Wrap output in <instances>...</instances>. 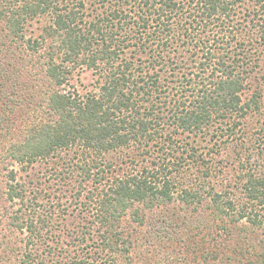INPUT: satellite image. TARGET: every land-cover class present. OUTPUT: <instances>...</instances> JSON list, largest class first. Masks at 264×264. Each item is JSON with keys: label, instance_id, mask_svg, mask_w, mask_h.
Listing matches in <instances>:
<instances>
[{"label": "trees", "instance_id": "trees-1", "mask_svg": "<svg viewBox=\"0 0 264 264\" xmlns=\"http://www.w3.org/2000/svg\"><path fill=\"white\" fill-rule=\"evenodd\" d=\"M41 14L48 17L42 42L25 40L24 22ZM0 23V43L21 39L32 53L0 63V142L26 125L7 158H42L53 176L67 151L79 157L73 197L87 189L83 180L95 184L83 210L91 207L93 219L60 236L71 243L65 264L129 252L125 221L149 229V240L205 226L207 207L215 221L226 215L262 225L264 174L245 152L264 146V0H0ZM28 66L42 79L18 82ZM77 72L92 81L80 84ZM240 136L248 140L238 154L245 168L229 175L217 159ZM188 171L195 177L185 178ZM232 185L239 196L229 194ZM38 195L10 182L0 191V213L9 214L5 201L16 209L11 222L28 231L27 248L43 241L62 207L45 194L36 215ZM17 201L23 205L15 208ZM30 201L34 213L26 214ZM175 201L185 214L169 213ZM85 243L96 255L71 252ZM30 250L23 264H34Z\"/></svg>", "mask_w": 264, "mask_h": 264}, {"label": "rangeland", "instance_id": "rangeland-1", "mask_svg": "<svg viewBox=\"0 0 264 264\" xmlns=\"http://www.w3.org/2000/svg\"><path fill=\"white\" fill-rule=\"evenodd\" d=\"M47 19V16L43 17L41 14L33 19L26 20L23 24L25 40L30 39L34 41L37 38L42 42V27L47 23ZM1 26L2 23H0V29ZM39 52L42 54V47L39 48ZM28 54L32 53L29 52V48H27L25 42L21 39L15 40V42L5 40L0 43V63L4 62L5 59L9 60V56L17 57V59L21 60V57H25ZM26 68L32 71L30 73H22L23 75L19 76L18 82L27 80L25 79L26 75H29L33 80H36V78L42 79V74L39 73L37 67H31L30 69L28 66ZM261 69H264V62L261 64L260 70ZM27 70L23 69V71ZM76 75L75 76L80 79V84H82L81 80L84 83H90L92 81L90 72H77ZM39 81L42 84V80ZM73 82L77 85L79 84L74 78ZM34 99L36 101L42 100V95L39 94L34 97ZM21 103L27 104L25 102ZM255 119L258 120V118ZM251 120L253 126L256 125V121L254 119ZM23 124L24 123H22L21 127H17L15 131H12L6 138H4L2 134L3 137L0 142V191L3 190V188H7L9 182L22 184L26 190H31L33 192L37 191L39 194L38 196H40L38 202L41 207H37L38 211H36V215L42 214V199H44L42 196L45 194L47 197H52L49 198L50 202L52 200L53 202L58 201L62 204L61 208L57 207V213L52 218L50 225L46 226L47 229L43 233V241L36 238L35 242L30 247V251H32V256L35 258L34 264H65V262L69 260L68 255H72V253H66L69 246L65 243H71L69 238L63 237L61 239L60 236L61 234L66 235L70 233V231H76L79 226L93 219L94 214L91 207L86 211L83 210L86 209V205L84 204L87 200L86 194L95 184L93 186L92 179L88 182L83 180L84 186H86L87 189L82 192L79 200H77L78 197H73L71 192H73L74 188L77 190L78 182L81 178L76 171V164L79 157H73V154H68L67 151H63L60 155V160H62L61 165L57 163L59 166V174L57 173L53 176L52 172H54V170L52 171L51 168L53 166L46 165L42 158H39L32 164L14 162L11 158H7L6 150L8 146L15 138H18V133L16 132L23 133L25 131L24 126L26 127V125ZM244 138L240 136L233 144L232 142H227L225 145H222L223 149L217 160H223L220 166H222L229 175L233 171H235L234 174H236L237 168H239L241 172H243L245 168L243 167L242 169L241 163L238 161L240 157L238 154L241 152L240 142L241 140H247ZM248 149L245 155L251 156L252 164L254 165L256 163L254 167L259 168L255 169V171L264 174V146L257 149V147L255 148L252 145H248ZM259 151L263 153L257 160L255 157ZM68 162H70V164H68ZM62 167L68 168L66 171L67 173H63ZM10 170L15 171L16 176L13 180L8 176ZM188 173L189 174L185 175V178L191 179V176L195 177L191 171H188ZM183 179L180 178L181 182L186 184ZM220 180L222 179L220 178ZM187 185L189 184L187 183ZM239 191L240 189L238 187L233 186L229 194L231 196H239ZM5 196L7 195H4L2 201ZM204 203L206 205V202ZM4 204H6L4 206L7 207L9 214L6 213V211L0 213V264H23L22 260L30 249L25 246L26 242H28V231L26 229L21 230L12 224L11 216L16 209L7 201H5ZM15 204V208H17L21 204L23 205V202L17 201ZM25 206L22 212L26 214L34 213V204L32 201L28 202ZM91 206L94 205L91 204ZM172 206L169 208V213L173 211L177 213H186L184 211L179 212L178 209L181 205L177 201L173 202ZM210 209L211 207H207V209L205 208V210L202 211L207 215L208 223L205 226H197L190 222V228L179 231L175 239L174 237H172V239L162 237L151 238V240H149V229L147 230L144 226L140 229L135 221H131L130 223L125 221L127 238L132 239L134 242L130 251L119 255L104 252L106 254L99 259V262L100 264H264L262 256L264 252V221L262 225L258 226L244 219L237 220L235 219L236 217L231 218L226 215L224 220L219 219L215 221ZM260 213L264 215V207H261ZM126 217H128V215ZM173 217L176 218L175 216ZM183 219L187 221L186 218ZM127 244L129 243L127 242ZM94 245L95 244L85 243L80 247L74 246L76 250L72 248L71 252H73V250L77 252L82 249L81 253L83 255H86L87 252L93 255L95 254Z\"/></svg>", "mask_w": 264, "mask_h": 264}]
</instances>
